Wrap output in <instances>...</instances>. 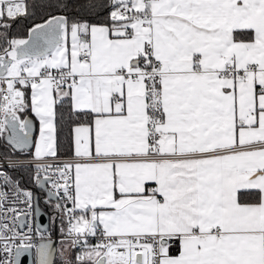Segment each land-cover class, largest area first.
Listing matches in <instances>:
<instances>
[{
	"label": "snow or ice",
	"instance_id": "6c2138e0",
	"mask_svg": "<svg viewBox=\"0 0 264 264\" xmlns=\"http://www.w3.org/2000/svg\"><path fill=\"white\" fill-rule=\"evenodd\" d=\"M81 7L108 15L50 16L27 38L0 23V136L26 151L38 122L32 179L79 249L64 264H264V0ZM27 15L0 0V21ZM58 106L79 121L67 160ZM39 216L0 170V264L34 246V264H53L51 245L31 242Z\"/></svg>",
	"mask_w": 264,
	"mask_h": 264
},
{
	"label": "trees",
	"instance_id": "16d2710c",
	"mask_svg": "<svg viewBox=\"0 0 264 264\" xmlns=\"http://www.w3.org/2000/svg\"><path fill=\"white\" fill-rule=\"evenodd\" d=\"M86 0H24L27 6L28 15L18 17L15 21H8L6 18L0 23H10L11 30L9 32L12 38H25L28 29L34 24L43 23L50 16L65 15L71 21L72 19L88 20L90 23H103L108 15V9H101L98 13L89 12L81 6ZM89 2L102 4L107 0H89ZM2 31V29H0ZM31 117V116H30ZM74 118L70 117L67 107L57 108V147L58 155H71L72 150V127L78 123ZM11 154H19L12 152L10 147L6 145L2 136H0V156ZM28 155L29 151L24 152ZM8 173L14 181H19L22 189L35 191V183L32 179L34 169L32 167H18L8 169ZM53 264H59L58 257L54 258Z\"/></svg>",
	"mask_w": 264,
	"mask_h": 264
},
{
	"label": "built area",
	"instance_id": "2783aa9c",
	"mask_svg": "<svg viewBox=\"0 0 264 264\" xmlns=\"http://www.w3.org/2000/svg\"><path fill=\"white\" fill-rule=\"evenodd\" d=\"M6 156L7 157H11L13 160L19 162V165L16 168H18V167H28V166L31 167L30 166V163H31L32 156L26 155V154H24V152H20L19 154L6 155ZM71 156L72 155L59 156V158L61 160H67ZM8 169H11V168H7V160L5 159V156H0V170H5L7 172V174L9 175ZM3 190L4 191H8L7 187H4ZM35 192H37L36 189H35V191H33V194ZM18 207L19 208H24L25 205L21 204V205H18ZM69 207H71V205H69ZM49 216H50V214H49ZM54 217H56V220H55V222L52 223V228L53 229L51 231H49V229L51 227V225H50V218H49V228H48V230L46 232H43V235H44V239H52L53 238V239L56 240V252H57L59 250L58 249V242L61 241V240H65L66 241V239H65V236L62 233H59L56 230L58 228L59 222H60L59 214L57 212H55ZM17 231L27 232L28 231V228H27V226H24L23 228H19L18 227L17 228ZM30 235L32 236V241L31 242L33 243V245H37L38 241L41 240V238L36 235L35 219H33V221H32V232L30 233ZM89 239L93 243H95V239L94 238H89ZM16 243L19 244V240H17ZM66 243H67V241H66ZM34 248H35V246L32 249H34ZM61 250H63V249H60V251ZM14 251H15V249H13V252ZM78 251H79V249H73V248H70L69 247L68 250L65 251V252L68 253V258H71L73 261H75V256H76V254H77ZM6 255H7L6 253H3L2 251H0V259H4Z\"/></svg>",
	"mask_w": 264,
	"mask_h": 264
},
{
	"label": "water",
	"instance_id": "95a60500",
	"mask_svg": "<svg viewBox=\"0 0 264 264\" xmlns=\"http://www.w3.org/2000/svg\"><path fill=\"white\" fill-rule=\"evenodd\" d=\"M27 34H28V32H27ZM25 38H27V35ZM28 118L32 119L30 116ZM34 133H35V128H34L33 136H34ZM2 140L6 144V136H2ZM31 147H32V145L26 151H29L31 149ZM10 149L16 153L26 152V151L13 150L11 147H10ZM35 189L37 192H35L33 194L34 206L38 203L39 210H40V216L38 217V219L34 218L35 219V226L37 223H39L41 228L44 229V232H46L49 228V213H48V211H46V207H44V205H46L45 200L47 198V193L44 190H42L41 188L37 187L36 184H35ZM39 193H40V195H42L41 197H40ZM41 243H48L51 245L52 258H53V263H54V258H55V254H56V240L53 238L52 239H41L38 241L37 245H39ZM36 258H37V253H36V247H35L34 249L31 248L30 250L24 252L19 257V261H20V264H34Z\"/></svg>",
	"mask_w": 264,
	"mask_h": 264
},
{
	"label": "crops",
	"instance_id": "0c3cea01",
	"mask_svg": "<svg viewBox=\"0 0 264 264\" xmlns=\"http://www.w3.org/2000/svg\"><path fill=\"white\" fill-rule=\"evenodd\" d=\"M27 96H29L30 97V90H28V92H27ZM29 103H30V99H29ZM31 118H33V117H31ZM73 128V127H72ZM38 135H39V124H38V122H36V124H35V133H34V136H33V144H32V147H31V149L29 150V156H32V154L34 153V150H35V140L38 138ZM73 140H72V150H71V155H72V152H73ZM12 151V150H11ZM13 152V151H12ZM61 227H62V224H61V221L59 222V226H58V228L56 229L58 232H60L61 231ZM61 253H63V255L61 254ZM55 257H58V259H59V264H64V260L66 259V258H68V253H66V252H64V251H57L56 252V254H55Z\"/></svg>",
	"mask_w": 264,
	"mask_h": 264
},
{
	"label": "rangeland",
	"instance_id": "374dc122",
	"mask_svg": "<svg viewBox=\"0 0 264 264\" xmlns=\"http://www.w3.org/2000/svg\"><path fill=\"white\" fill-rule=\"evenodd\" d=\"M54 215H55V211H52L51 212V214H50V216H49V218H50V225H51V227H50V229H49V231H51L53 228H52V223H53V217H54ZM48 231V232H49ZM59 233H61V231L59 232ZM66 241L65 240H61V241H59L58 242V251L60 252V249H63L62 251H67L68 250V248L66 249Z\"/></svg>",
	"mask_w": 264,
	"mask_h": 264
},
{
	"label": "flooded vegetation",
	"instance_id": "af4514ba",
	"mask_svg": "<svg viewBox=\"0 0 264 264\" xmlns=\"http://www.w3.org/2000/svg\"><path fill=\"white\" fill-rule=\"evenodd\" d=\"M39 195H40V193H39ZM41 196L42 195H40V197ZM44 207H46V210L48 211L49 214H51L52 211H55L54 206L52 204H46V205H44Z\"/></svg>",
	"mask_w": 264,
	"mask_h": 264
}]
</instances>
